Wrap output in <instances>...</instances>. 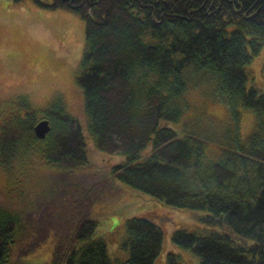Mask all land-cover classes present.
I'll list each match as a JSON object with an SVG mask.
<instances>
[{"label": "trees", "instance_id": "1", "mask_svg": "<svg viewBox=\"0 0 264 264\" xmlns=\"http://www.w3.org/2000/svg\"><path fill=\"white\" fill-rule=\"evenodd\" d=\"M30 1L85 22L75 78L90 134L99 151L125 158L108 176L89 173L97 182L86 187L91 168L84 134L63 105L55 101L46 109L42 118L51 129L44 139L33 129L38 111L22 104L11 112L0 126V167L40 155L62 169L51 195H68L66 205L82 209L76 217L70 211L74 218L63 225L31 234L34 249L54 239L49 264H110L106 243L94 239L99 221L91 216L111 189L129 187L167 207L207 212L198 220L214 230L172 235L174 245L195 254L199 264H264V96L247 87L246 72L264 43V0ZM208 85L214 91L202 89ZM196 89L227 106L234 126L219 133L167 126L189 109L187 95ZM241 110L255 118L242 139L236 126ZM62 182L72 191L65 193ZM97 187L99 197L92 200ZM136 212L130 210L123 224L129 258L121 264H154L163 243L159 226L170 222L171 213ZM22 217L0 214V264L23 253L11 248L24 235ZM166 261L184 264L174 253Z\"/></svg>", "mask_w": 264, "mask_h": 264}, {"label": "rangeland", "instance_id": "2", "mask_svg": "<svg viewBox=\"0 0 264 264\" xmlns=\"http://www.w3.org/2000/svg\"><path fill=\"white\" fill-rule=\"evenodd\" d=\"M85 45V22L78 15L65 10L45 11L30 0L21 3L0 0V126L22 104L38 111V122L46 119L42 118L46 109L59 101L79 122L84 134L88 167L91 168V172L86 171L84 179L86 187H89L97 182L89 173L108 176L111 169L123 163L125 158L112 157L99 151L90 134L83 89L75 78ZM246 72L247 87L256 89L264 96V43L246 66ZM202 89L214 91L210 85ZM201 91H189V109L178 122L166 125L178 131L196 133L208 128L219 133L221 129L234 126L227 106L211 101ZM254 121L251 111L241 110L236 123L241 139L251 132ZM22 159L15 161L10 169L0 167V214L23 215L20 227L24 231V235L17 237V243L11 245L13 250L23 253L12 255L4 264H49L54 239L37 245L35 250L29 236L36 231L47 232L49 228L63 225L66 219L71 221L82 209L75 210L66 205L68 195H51V189L58 188L55 176L61 172V168L47 165L38 154ZM80 182L85 185L82 179ZM61 187H64L65 193L72 191L65 188L66 182H62ZM99 194L97 187L90 194L92 200L94 197L98 199ZM156 208L170 212L171 216L166 214L170 222H162L159 226L163 232V243L154 264H167L169 253L178 255L184 264H199L195 254L174 245L172 235L177 230L201 233L214 230L198 220L207 212L167 207L129 187L111 189L101 202L98 201L91 216L99 221L94 239H102L106 243L110 264H121L129 258V251L124 246L127 229L123 226L131 215L128 212L137 210L136 213H141ZM87 212L84 210L83 214ZM29 215L32 219L25 218Z\"/></svg>", "mask_w": 264, "mask_h": 264}, {"label": "water", "instance_id": "3", "mask_svg": "<svg viewBox=\"0 0 264 264\" xmlns=\"http://www.w3.org/2000/svg\"><path fill=\"white\" fill-rule=\"evenodd\" d=\"M33 129H34V133L37 136V138L44 139L51 129L50 124H49V120L42 119V120L38 121L34 125Z\"/></svg>", "mask_w": 264, "mask_h": 264}]
</instances>
